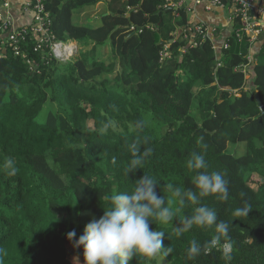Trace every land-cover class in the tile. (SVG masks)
Masks as SVG:
<instances>
[{"label":"trees","instance_id":"obj_1","mask_svg":"<svg viewBox=\"0 0 264 264\" xmlns=\"http://www.w3.org/2000/svg\"><path fill=\"white\" fill-rule=\"evenodd\" d=\"M101 1H46L56 39L84 48L75 61L47 62L30 49L29 64L0 53V264H76L67 233L75 230L78 239L111 206L105 195L131 193L144 174L177 207L166 186L198 194L192 181L205 171L186 167L193 152L205 156L206 171L228 181L227 201L212 194L200 203L229 224V239L212 245L215 225H194L177 236L180 219L199 206L186 200L169 223L152 222L170 248L161 254L170 264H264V47L252 68L249 40L239 43L235 33L221 53L216 41L200 36L197 46L189 45L176 31L199 24L186 8L175 16L165 0H109L116 4L98 26L74 24L79 9ZM167 46L171 58L162 60ZM110 50V62L98 58ZM133 143L143 161L127 174ZM8 156L15 175L3 166ZM245 206L247 216L233 215ZM193 239L201 252L190 260ZM75 255L83 257L82 248ZM141 262L137 256L130 264Z\"/></svg>","mask_w":264,"mask_h":264},{"label":"clouds","instance_id":"obj_2","mask_svg":"<svg viewBox=\"0 0 264 264\" xmlns=\"http://www.w3.org/2000/svg\"><path fill=\"white\" fill-rule=\"evenodd\" d=\"M108 125H104L101 131H105ZM203 142V137L200 138ZM206 147V145H203ZM131 153L134 159L130 162V167L126 170L129 174L142 165L143 157L139 154L136 143L131 146ZM152 149L144 151L143 156L151 153ZM4 168L9 175L17 172L16 161L13 157L4 158ZM186 167L190 170H201L193 178V184L198 190H183L169 183L166 187L173 198H176L177 207L173 208L172 200H167L158 191L157 180L150 175L144 174L137 180V185L131 193H115L105 195L103 198L110 202V207L103 212L101 217L92 218L85 226L83 234L76 238L75 230L67 233V239L73 243L76 249L82 248L83 264H130L137 256L149 259L155 258L164 251L165 254L170 248H165V232L157 231L151 227L153 220L167 224L178 216L185 202L190 201L195 207L194 214L184 216L180 219V225L175 227L177 236L189 231L194 225L204 227L215 225L219 235L213 236L211 244L215 245L221 239H229V224L217 219V212L200 203L201 197L217 194V198L227 201L229 199L228 181L224 176L216 171L208 172L207 162L203 154L193 152L186 162ZM250 206L237 208L234 210L235 217L247 216ZM224 259L228 262L232 257L228 254L230 244H225ZM209 251L207 245L203 249ZM201 252V245L196 240L190 241L187 248L188 259H195ZM76 264H79L77 258Z\"/></svg>","mask_w":264,"mask_h":264},{"label":"built area","instance_id":"obj_3","mask_svg":"<svg viewBox=\"0 0 264 264\" xmlns=\"http://www.w3.org/2000/svg\"><path fill=\"white\" fill-rule=\"evenodd\" d=\"M47 0H19V13L17 17L12 12L14 6L12 0H0V53L2 56L6 52H13V55L26 59L31 64L29 57L30 49L35 53L45 54L44 61L54 60L68 62L69 58L78 53L76 43H65L58 41L51 30L52 20L50 13L46 10ZM226 1L230 2V5ZM190 4H206L208 9L220 7L227 8L234 23L238 20L239 28L234 30L235 38L241 43L244 38L254 42L258 39L264 26V0L257 3L244 0H165V6L172 8L178 16L181 7L186 8L188 13H192ZM135 28L132 27V30ZM190 31L195 37L213 40L215 30L204 24L190 27ZM248 36V37H246ZM195 47L197 42H193ZM228 49L225 43L222 49ZM184 51V50H183ZM171 58L169 47L167 46L162 60ZM248 66L243 67L245 73ZM215 245H218L217 243ZM224 251L225 248L223 247ZM231 252V246L228 253Z\"/></svg>","mask_w":264,"mask_h":264},{"label":"crops","instance_id":"obj_4","mask_svg":"<svg viewBox=\"0 0 264 264\" xmlns=\"http://www.w3.org/2000/svg\"><path fill=\"white\" fill-rule=\"evenodd\" d=\"M244 1H252L253 3H257L260 0ZM12 2L14 4V6L12 7V12L14 13V16L17 17V14L19 13V5L17 4V2H19V0H12ZM190 7L192 9V13H188V15L194 18L195 24H204L207 27L213 28L215 30L213 40L216 41L217 47L219 49H222L225 43H228V40L233 36L235 30V23L231 19L232 17L227 8L215 7L208 9L206 4H190ZM175 16L177 15L175 14ZM176 34L177 38H179L181 34H184L186 43L189 45L196 41V37L189 28H185L182 30L179 29L176 31ZM248 43L250 45L248 53V65H252L253 68V64L254 62H256V56L260 54L262 48L264 47V26L258 39L254 42L249 40ZM218 53H221V51H219ZM248 68L246 69V72ZM247 79H249V76H247Z\"/></svg>","mask_w":264,"mask_h":264},{"label":"rangeland","instance_id":"obj_5","mask_svg":"<svg viewBox=\"0 0 264 264\" xmlns=\"http://www.w3.org/2000/svg\"><path fill=\"white\" fill-rule=\"evenodd\" d=\"M122 0H120L121 2ZM119 2V3H120ZM118 3V2H117ZM113 4V3H112ZM110 4L109 5V0H102L100 3H98L96 6H86L84 8L79 9L75 15H74V24L75 25H91L93 27L98 26L101 22V15L102 13H104L105 11L108 10V8L110 6H114ZM109 5V6H108ZM78 47V45H77ZM108 50V49H107ZM84 48L82 46H79V52L77 53V55L74 57V55L72 57L69 58L70 61H75V59L77 58V56L79 55L80 52H83ZM109 53V54H108ZM111 50L107 53H104L101 51L100 53V57H98L100 60H106V62H110L111 59ZM68 61V62H70ZM63 63H67V62H63ZM47 111V110H46ZM46 112H44L42 119L45 118L46 116ZM90 127H93V123L90 122ZM255 177V178H254ZM254 184L252 183L251 185L257 189L259 186V180L257 178V176L253 175L252 178ZM257 182V183H255ZM68 254L70 256V259L72 262L76 263L77 258L79 259V264L83 263V257L81 256H76V249L72 246L68 247ZM140 264H170L168 259L166 257H164L161 253L158 254L155 258L153 259H149L146 257H142V262Z\"/></svg>","mask_w":264,"mask_h":264},{"label":"water","instance_id":"obj_6","mask_svg":"<svg viewBox=\"0 0 264 264\" xmlns=\"http://www.w3.org/2000/svg\"><path fill=\"white\" fill-rule=\"evenodd\" d=\"M181 9H183V7H181L178 11H180ZM169 10H172V8H169ZM171 43H172V42H171ZM162 44H164V43H162ZM256 100H257V102L261 105V101H260V99H259L258 96H256Z\"/></svg>","mask_w":264,"mask_h":264}]
</instances>
